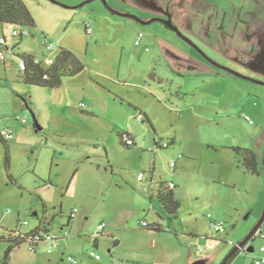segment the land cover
Instances as JSON below:
<instances>
[{"label": "rangeland", "instance_id": "374dc122", "mask_svg": "<svg viewBox=\"0 0 264 264\" xmlns=\"http://www.w3.org/2000/svg\"><path fill=\"white\" fill-rule=\"evenodd\" d=\"M113 1L26 0L35 28L0 24V130L13 133L0 142V264L18 222L57 247L22 244L8 264H223L264 219V18L212 50L160 22L113 26L99 15ZM45 37L86 66L59 89L25 84L19 70V54L50 55ZM235 149L254 153L257 174ZM161 183L176 185V213L158 200ZM262 247L254 236L231 264H254Z\"/></svg>", "mask_w": 264, "mask_h": 264}, {"label": "crops", "instance_id": "0c3cea01", "mask_svg": "<svg viewBox=\"0 0 264 264\" xmlns=\"http://www.w3.org/2000/svg\"><path fill=\"white\" fill-rule=\"evenodd\" d=\"M113 2L114 4L110 5L111 7H107L99 14L102 19L110 22L113 26H125L127 24L122 19L130 18L114 14L112 10L135 16L144 21L171 18L173 24L179 28L183 36H198L200 42L212 50H215L222 42L228 41L227 39L234 40L240 31L244 33V39H247L257 21L260 22L264 18L262 13L264 0H114ZM155 22H160L168 31L174 32L163 22ZM166 37L178 47H184L181 42H178L172 36ZM177 37L188 42L191 46L195 42L187 41L178 34ZM54 44L57 46L56 50L50 52L46 49L50 53L49 56L43 55V59L37 56L36 58L40 61L47 59L54 62L59 52L55 57H51V54L60 49L57 43ZM190 62V59L187 58V64L190 65ZM257 72L264 76V66L259 68ZM150 226L152 231L162 230V224L159 221H155ZM114 241L116 246L120 247L118 245L119 241L116 239ZM152 246H155V244Z\"/></svg>", "mask_w": 264, "mask_h": 264}, {"label": "trees", "instance_id": "16d2710c", "mask_svg": "<svg viewBox=\"0 0 264 264\" xmlns=\"http://www.w3.org/2000/svg\"><path fill=\"white\" fill-rule=\"evenodd\" d=\"M0 24L17 26L21 28H35L37 26L36 21L26 4V0H0ZM22 38L23 37H20V39ZM17 57L26 61L27 67L25 71L22 72L23 81L25 84L32 86L59 89L63 86L64 79L78 76L86 70V66L81 62V60L72 51L65 48L59 49L58 56L54 60L53 64L48 68H45L42 63H38L36 56L32 54H19ZM35 124H37L36 121ZM122 136L123 134H121L120 140L123 143ZM0 142L5 144L7 147L8 140L4 138L1 130ZM235 150L243 157L246 169L252 174H257V162L254 153L244 152L241 149ZM6 162L8 163V157H6ZM165 184L166 183H161L159 186L160 191L157 195L158 200L171 213H176L180 207L179 203L175 200L174 191H161ZM72 220L73 218L70 217L69 223ZM40 231L41 228H37L31 231L28 235H33ZM254 236L255 235H253L249 241ZM2 240L8 243V248L5 251L4 261L2 264H8L9 256L13 248L25 244L26 240L16 236L12 231H8L7 238H2ZM239 253L240 249L232 255L227 264H231V262L235 257H237Z\"/></svg>", "mask_w": 264, "mask_h": 264}, {"label": "built area", "instance_id": "2783aa9c", "mask_svg": "<svg viewBox=\"0 0 264 264\" xmlns=\"http://www.w3.org/2000/svg\"><path fill=\"white\" fill-rule=\"evenodd\" d=\"M86 32L88 35H90L92 32V29L90 28L89 25H86ZM15 34H16V37H23V35L25 33L21 31V32H16ZM142 37H144V34L140 33L139 34V40H141ZM6 44H7V42L5 39L0 40V59L4 62L6 61V54L8 53V51L5 48ZM44 45H45L46 49L50 52L57 49V46L48 37H45ZM15 48L16 47L9 49L12 54H14ZM37 62L42 63L45 68H48L50 65L53 64L52 61L47 60V59L43 60V61H40L37 59ZM26 67H27L26 61L24 59H20V63H19L20 73L24 72ZM23 122L24 123L26 122V118L23 119ZM2 135L4 136L5 139L9 140L12 138L13 133L11 130L7 129V130L2 131ZM122 140H123L124 145L128 148L135 145V140L131 136L130 133H123ZM163 147H168V144H164ZM170 166L174 167L175 162H172L170 164ZM144 178H145V175L143 173H141L138 177V180L141 182V181H143ZM175 189H176V185L174 183H166L165 186L161 189V191L162 192H164V191L170 192V191H174ZM76 213H77V210L73 211L71 214V217L74 218ZM208 218L210 219L209 226H210L211 230L215 231L217 234L225 233V228L223 227L222 224L213 221L211 219L210 215L208 216ZM27 225H28V223L18 222V225L14 231V234L16 236H19V237L24 238L26 240V243L28 244L31 252H36L38 246L42 243H51L54 248L57 247V239L53 238L45 230L41 229L40 232L33 234V235H28L29 233L28 234L23 233L22 230ZM142 227L150 228L151 226L148 222L144 221V222H142ZM99 229L101 231V235H106L109 237L112 236V233L105 231L106 225L104 223L99 226ZM26 235H28V236H26ZM255 236L264 239V230L259 228L256 231ZM260 252H261L262 256L260 258L256 259L254 264H264V247L261 248ZM91 256L94 257L95 259L99 260V256H96L94 253H92ZM126 264H129V263H126Z\"/></svg>", "mask_w": 264, "mask_h": 264}, {"label": "water", "instance_id": "95a60500", "mask_svg": "<svg viewBox=\"0 0 264 264\" xmlns=\"http://www.w3.org/2000/svg\"><path fill=\"white\" fill-rule=\"evenodd\" d=\"M91 1H93V0H91ZM103 1L105 2V0H103ZM89 2H90V1H89ZM86 3H88V2H85L84 4H86ZM84 4H83V5H84ZM105 4H106V2H105ZM81 6H82V5H81ZM112 12H113L114 14H117V15H120V16H123V17L130 18V19L134 20L135 22H137V23H139V24H141V25H144V26H147V25H149V24H151V23H153V22H155V21H161V22H163L168 28H170L171 30H173L174 32H176L178 35H180L183 39L189 41L185 36H183V35L181 34L179 28L173 24V21H172L171 18H169V19H167V20H164V19H153V20H150V21H144V20H142V19H140V18H137V17L132 16V15H129V14H124V13L117 12V11H114V10H112ZM221 68L224 69V70H226V71H228V72H230V73H233V74H235V75H237V76H239V77H241V78L251 80V79L246 78V77H244V76H241V75H239V74H237V73H235V72H233V71H231V70H229V69H227V68H225V67H221ZM254 82H257V83H259V84H263V83L258 82V81H254ZM263 221H264V219H263V220H262V221H261L256 227H255V229L252 231V233L250 234V236H249L245 241H243L242 243H240V244L234 249V251H233V252L231 253V255H230V256L224 261L223 264H227V263H228V260L232 257V255H233L234 253H236L239 249L243 248V247L246 245V243H248L249 239H250L253 235H255V232L257 231V229L260 228V227L262 226Z\"/></svg>", "mask_w": 264, "mask_h": 264}, {"label": "flooded vegetation", "instance_id": "af4514ba", "mask_svg": "<svg viewBox=\"0 0 264 264\" xmlns=\"http://www.w3.org/2000/svg\"><path fill=\"white\" fill-rule=\"evenodd\" d=\"M164 20H167V19H164Z\"/></svg>", "mask_w": 264, "mask_h": 264}]
</instances>
